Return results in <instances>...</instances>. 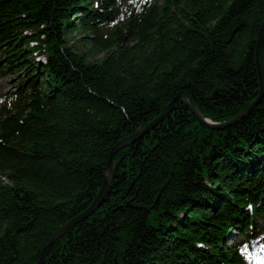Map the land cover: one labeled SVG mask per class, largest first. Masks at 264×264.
Returning <instances> with one entry per match:
<instances>
[{
  "label": "trees",
  "instance_id": "1",
  "mask_svg": "<svg viewBox=\"0 0 264 264\" xmlns=\"http://www.w3.org/2000/svg\"><path fill=\"white\" fill-rule=\"evenodd\" d=\"M263 23L264 0H0V264H38L180 92L217 123L252 104ZM114 165L45 264H245L228 236L261 232L264 98L222 130L179 102Z\"/></svg>",
  "mask_w": 264,
  "mask_h": 264
},
{
  "label": "water",
  "instance_id": "2",
  "mask_svg": "<svg viewBox=\"0 0 264 264\" xmlns=\"http://www.w3.org/2000/svg\"><path fill=\"white\" fill-rule=\"evenodd\" d=\"M263 51H264V23L261 28L260 36L256 44V65L258 69L259 74V85H260V94L259 97L249 106H247L240 114H238L233 119L216 124L213 123L210 119H206L203 114L201 113L199 107L195 103V101L186 93L180 92L178 96L172 101V103L165 109V111L157 117L153 122H151L149 125H147L145 128H142L140 131L135 133L134 135L124 139L121 141L115 149L112 151V154L110 156V161L107 165L106 169V178L105 182L96 198L94 203L81 215L76 217L75 219H72L71 221H68L62 226L57 233L54 234L51 243L43 250L40 261L38 264H45L46 258L53 247L54 243L62 236L69 233L71 230H73L78 224L84 222L85 220L89 219L91 216H93L104 204L105 198L107 196V193L109 189L112 186V183L115 179V165H114V156L121 151L122 149H125L134 143H136L139 139L143 138L146 134L150 133L154 129H156L157 126H159L161 123H163L169 115L173 112L175 105L177 103H183L185 104L191 111V113L194 115V117L198 120V122L205 128L210 130H222L226 127L231 126L232 124L244 119L245 117L249 116L253 110L261 103L262 99L264 98V65H263Z\"/></svg>",
  "mask_w": 264,
  "mask_h": 264
},
{
  "label": "rangeland",
  "instance_id": "3",
  "mask_svg": "<svg viewBox=\"0 0 264 264\" xmlns=\"http://www.w3.org/2000/svg\"><path fill=\"white\" fill-rule=\"evenodd\" d=\"M70 39L73 41H79L80 40V37L77 36H73V37H70ZM82 52L85 53V50L82 49ZM12 78L9 76L7 78H4L3 80H0V92H5V91H8V90H11L13 89L12 88V85H13V81L14 80H11ZM235 238L237 239V237H233V239L235 240ZM239 239V238H238Z\"/></svg>",
  "mask_w": 264,
  "mask_h": 264
},
{
  "label": "bare ground",
  "instance_id": "4",
  "mask_svg": "<svg viewBox=\"0 0 264 264\" xmlns=\"http://www.w3.org/2000/svg\"><path fill=\"white\" fill-rule=\"evenodd\" d=\"M100 26H101V25H100ZM108 28H109V27H108ZM103 31H104L105 33H104ZM103 31H102V28H101V32H103L105 35L108 36L107 32L110 31V30H108V29L105 30V29H104ZM29 46L32 47V45H29ZM31 58H37V61H39V62L42 60V59H40L41 57H39L36 53L34 54V56L31 54ZM12 87H13V85H12ZM184 105H185V104H184ZM209 130H210V129H209ZM119 152H120V151H119ZM109 161H110V159H109ZM115 170H116V168H115ZM105 174H106V173H105ZM115 174H116V172H115ZM106 175H107V174H106ZM48 255H49V254H48ZM47 257H48V256H47ZM46 259H47V258H46Z\"/></svg>",
  "mask_w": 264,
  "mask_h": 264
}]
</instances>
